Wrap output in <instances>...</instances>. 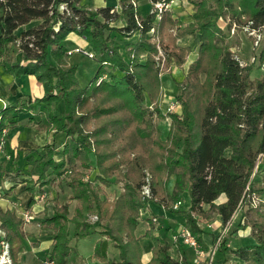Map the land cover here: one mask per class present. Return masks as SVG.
<instances>
[{
    "label": "trees",
    "instance_id": "trees-1",
    "mask_svg": "<svg viewBox=\"0 0 264 264\" xmlns=\"http://www.w3.org/2000/svg\"><path fill=\"white\" fill-rule=\"evenodd\" d=\"M80 1L0 0V73L32 76L44 90L31 105L0 106V129L7 127L10 139L18 115L31 111L34 129L47 134L43 146L22 157L17 151L9 165L16 166L15 174L25 169L30 176L25 182L41 192L61 182L75 202L69 215L68 205L55 200L51 215L39 221L43 239L50 241L42 264H85L70 241L90 234L107 238L117 250V259L108 261L97 241L92 257L101 264H192L182 246L171 255V245L153 234L151 217H145L144 233L136 235L140 211H149L150 204L181 213L201 247V220L217 216L224 226L246 207L235 230L248 227L253 244L233 248L222 241L218 251L224 264L229 258L239 262L232 264H264V200L258 201L264 197V36L257 65L241 66L217 23L220 18L251 22V28L262 30L264 0H186L191 13L183 23L169 9L158 20L155 13L141 15L135 0H118L119 12L114 5L89 9ZM71 32L87 41L98 64L84 87L63 44ZM185 35L199 36L189 64V49L177 44ZM157 45L166 63L180 69L186 64L174 83L179 114H163L158 107ZM256 67L262 73L251 78ZM165 118L169 123L162 134L159 122ZM58 133L64 134L61 150L54 140ZM6 163L0 159V177ZM146 172L150 199L140 196ZM112 184H119L120 192L108 200L102 188ZM184 195L186 208L173 209ZM34 204L31 197L25 209ZM23 225L14 210L0 208V242L8 245L12 264L25 250ZM142 238L151 241L146 263L140 260Z\"/></svg>",
    "mask_w": 264,
    "mask_h": 264
},
{
    "label": "crops",
    "instance_id": "crops-1",
    "mask_svg": "<svg viewBox=\"0 0 264 264\" xmlns=\"http://www.w3.org/2000/svg\"><path fill=\"white\" fill-rule=\"evenodd\" d=\"M177 2H179L180 5L178 4L177 6L176 4ZM150 3H151L150 0H135L134 4L136 5V8L137 10H139L140 14L144 15L150 10L151 7ZM80 4L84 5L89 9H97L107 5H114L116 11L117 12L120 11L118 0H81ZM169 8L172 9L174 13V17H177L178 20L182 23L186 21L188 15L191 13V7L189 4H187L186 0H173L172 5H170ZM115 24L120 25L121 22H116ZM186 36L189 35H185L184 37ZM196 36L198 37V40L197 43L195 44L194 41H192L193 38L189 39V42L187 40V42L185 43L182 42L184 37L177 41V44L179 46H185L189 49L191 53H195V57L199 42V36L198 35ZM190 43L194 44V46H190ZM63 44L68 50H73L74 48H82L85 51L90 52V48L87 41H85L84 38L76 35L73 32L69 33L66 36ZM69 62L75 66V75L81 87H84L88 84L89 80L93 77V75L95 74L98 68V64L93 59L88 60L85 57H82V55L80 56V54L74 52L71 53L69 57ZM190 62L191 60L187 61L186 64H189ZM26 87L27 89L28 88L30 89L29 92L31 94H29L28 91L24 92L26 91L25 90ZM43 92H44L43 86L38 84L32 76L24 75L18 78H11L8 75H4L0 73V106H2L4 101L8 103V106L14 104L17 101H21L25 105L27 104L31 105L32 100L34 98L41 97L43 95ZM31 116H33V113L31 111L20 113L18 115L19 118L18 122L15 124L14 128H12V130H10L9 132L11 138L10 139L8 138L7 150L9 147H11V149L13 150L12 146L15 147L17 146L16 150L15 149L13 151L11 150L12 155H16L18 151L20 157H22L29 150L36 149L37 147H41L46 142L47 134L44 132L36 131L34 129L33 123L29 120V117ZM54 140L59 147L58 150H61V146L64 141V134L62 133L56 134ZM60 158H61L60 154L55 155L56 160H59ZM17 161L19 163L21 159ZM15 167L16 166L13 167L11 166L10 167L11 169L7 170L9 172L7 173V177L8 176L14 177V181L16 182L14 183H10L8 181L5 182V186L7 187L3 189L4 191L3 190L0 191V197L2 193L7 194V197H5L3 200V202L7 204L4 206L1 205V207L3 209L6 208L9 209L11 208L10 203H12L19 208L25 209L28 204V201L30 200L31 197H33L35 199V204L32 206L30 210L25 211V213L30 214L32 217H38L40 213L44 214L45 210L43 209V206L40 204L39 198H43V196H45L44 193L45 187L41 188L43 189L41 193V191H38V185H33L29 182H25L30 179V176L28 175L27 171L25 169H22L18 174H15L14 173ZM20 168H23L22 164L20 165ZM55 184L57 187H59L58 182ZM29 187L32 188L31 191L26 190ZM5 191L6 193H4ZM150 215L155 216L156 217V218L154 217L155 220L157 219V223L155 224L153 234L156 237L167 241L171 245L170 248L171 255L175 256L176 255L175 245H173L171 242V235L175 233L180 227L184 226V220L182 214L181 213L171 214L166 212L163 208L159 206L150 204L149 211L145 210V215L144 217H142L144 223H147L145 221L146 220L145 217ZM207 225H211L210 228H207ZM221 227L222 226L219 222V217L217 216H215L209 223L202 226L203 234L201 236V240H202V247L204 249L205 248L209 249L211 247V245L214 242V238L220 231ZM243 230L245 231V233L243 235H239L240 237L237 238L238 242L236 244V247L237 245L244 246V245L252 244V239L248 236L249 228L247 227ZM136 235H140V234L136 233ZM246 240H249V244L243 243ZM49 244L50 241H48V244L46 245L45 248H47ZM140 245H141V241H140ZM182 249L184 250L187 259L191 262L192 251L184 246H182ZM141 250H142V254L140 260L142 263H146L149 261L151 257V252H150L151 245L149 244L147 249L141 245ZM223 258H224L223 254L220 253L218 250H215L212 259V264H224L222 263ZM232 263H239V262L235 258H231L228 260L227 264H232ZM240 264H244V263H240Z\"/></svg>",
    "mask_w": 264,
    "mask_h": 264
},
{
    "label": "rangeland",
    "instance_id": "rangeland-1",
    "mask_svg": "<svg viewBox=\"0 0 264 264\" xmlns=\"http://www.w3.org/2000/svg\"><path fill=\"white\" fill-rule=\"evenodd\" d=\"M135 3V2H134ZM154 3H150V10L149 12L152 13L154 12ZM177 6L178 4L180 5L179 2L176 3ZM189 4V3H187ZM135 5V4H133ZM172 5V3L170 4ZM165 7L162 9H169L173 16L174 13L172 11V7ZM190 5V4H189ZM136 6V5H135ZM191 7V6H190ZM161 11V12H162ZM160 12V13H161ZM177 18V17H174ZM156 19H159L156 17ZM178 19V18H177ZM218 25L220 29L225 33L226 35V45L233 51L234 55L237 56L239 60H241L242 63H244L246 66L254 65L256 66V61L253 60L255 59L257 53H258V46H254L253 44V38L250 36L245 30H244V22L240 24L236 23H229V19H219L218 20ZM116 25V24H115ZM174 29L176 27L169 28V32L173 33ZM264 36V29H262V37ZM194 41V44L197 43L198 37L197 36H186L183 38L182 42L185 43L189 42V39H192ZM130 40V39H126ZM178 41V40H177ZM194 44L190 43V46H194ZM78 54V53H77ZM81 56V54H80ZM85 57V56H82ZM195 53H191L189 51V55L187 57V61L189 60H194ZM86 59L90 60L89 58L85 57ZM155 59L159 61V75L161 79V86H160V97L158 101V107H160L161 111L163 114L167 112H176L179 114L180 112V106L174 102V83L179 80L182 77V71L185 69V65L180 69L174 67L173 63H166L165 61V54L163 50L157 45V54L155 55ZM262 73V70L259 68H255L252 73H251V78L257 77ZM99 82L97 81L96 84ZM26 91L29 94H31L29 91L30 89L27 87L25 88ZM8 105L7 102L4 101ZM3 105V104H2ZM170 106H173L174 109H170ZM168 123L169 120L167 118L161 120L159 122V127L161 129V133L164 134L168 128ZM15 148V147H14ZM14 150V149H13ZM12 150V151H13ZM12 155V153H11ZM10 160L6 161V167L8 169H11V165H9L11 162ZM13 163V160H12ZM14 164H12L13 167ZM86 172V177H91L92 172L91 171H85ZM8 171L3 172V174L0 177V191L5 189L7 186H5V182L8 181L10 183H14V177L8 176L7 177ZM13 174V172H12ZM11 180V181H9ZM44 193L45 196L43 198H39L40 204L43 206L44 214H41L38 217H32V219L29 222L24 221V225L22 228V231L24 233V244L25 250L22 253H19L17 256V264H42V261L45 258L46 255V250L47 248L46 245L48 244V241L43 239L44 238V232H42L39 229V221L45 218L46 216L51 215L52 213V206L54 204V201L57 200L59 203H64L68 205L69 209V215L72 214L73 208L75 206L74 200H70V190L65 187L61 182L59 184V187L56 186V184L50 186H44ZM59 188V189H57ZM103 193L102 197H106L108 200H111L112 197L120 192V187L119 184H112L111 186H104L103 188ZM4 191V190H3ZM6 193V191L4 192ZM40 193V192H39ZM42 193V192H41ZM3 194V193H2ZM1 194L0 197V208L1 205L4 206L6 205L3 200L5 197H7V194ZM38 194V193H37ZM39 196V195H37ZM55 197V198H54ZM222 199V198H219ZM264 197H260L258 201H263ZM182 207L186 208L188 205V197L187 195H184L182 198ZM255 204H257V200L255 201ZM13 205V206H12ZM11 208L10 210H14L15 213L18 216H21L23 218V213L27 211L26 209H22L19 207H16L14 204L10 203ZM3 209V208H2ZM7 209V208H6ZM246 207L242 211H238L237 213L234 214V217L231 220V224L228 226L226 233L222 236L221 241L219 245L221 244L222 241L226 242V245H229V247H236L237 244V238L240 237L239 235H243L245 233L244 230H235L236 223L238 221V218L240 217L241 213L245 211ZM5 210V209H4ZM149 217L154 218L155 216L150 215ZM156 218V217H155ZM24 219V218H23ZM213 219V218H212ZM211 219V220H212ZM96 217L95 216H90V221H95ZM211 220H201V225L209 223ZM146 221V220H145ZM155 224L157 223V219L153 221ZM147 224V225H146ZM148 228V223H144L142 216H140L139 219V224L137 226L136 233L142 235V233ZM247 228V227H246ZM243 232V233H242ZM3 236V231L0 230V237ZM98 241V251L100 255H105L108 261L116 260L117 259V250L112 246L110 241L107 238L101 237L97 234H90L87 237L81 238L78 241H75V239H71L70 245L74 246L76 251L85 259V264H101L100 261H98L96 258L92 257L93 250H94V245ZM46 242V243H45ZM36 243H38L37 247H33ZM231 243V244H230ZM243 243L249 244V240L244 241ZM151 245V241L149 238H142L141 240V245L147 249L148 245ZM253 244V240H252ZM218 245V247H219ZM238 246V245H237ZM217 247V250H218ZM116 253V254H115ZM230 259V258H229ZM0 264H12V261L9 257L8 253V245L4 242H0Z\"/></svg>",
    "mask_w": 264,
    "mask_h": 264
},
{
    "label": "built area",
    "instance_id": "built-area-1",
    "mask_svg": "<svg viewBox=\"0 0 264 264\" xmlns=\"http://www.w3.org/2000/svg\"><path fill=\"white\" fill-rule=\"evenodd\" d=\"M173 0L171 1H165V0H159L153 4L154 7V12L158 17L160 12L162 11L163 8L168 7ZM251 22H247L244 25V30L253 38V44L254 46H258L261 39H262V30L260 29H253L251 28ZM230 51L233 53V51L230 49ZM78 53L81 54L82 56H85L89 59H92V53L89 51H85L82 48H74L73 50H70L71 53ZM234 55V53H233ZM235 59L239 61V64L241 66H246L244 63L241 62L237 58L236 55H234ZM255 60V59H253ZM100 82V79L98 80ZM7 104L3 103V107H5ZM174 109L173 106H170V109ZM0 121H1V116H0ZM7 133H8V128L7 127H2L0 129V159H3L4 161H8L11 158L10 152L7 150L8 146V138H7ZM140 196L142 199H150L151 197V191H150V185H149V175L146 172L144 177H143V184L140 189ZM182 203L180 201H177L173 204V209H178ZM17 207V206H16ZM145 215V210L140 211V216ZM23 218L24 221L29 222L32 219V216L27 213H23ZM152 221H155V218H152ZM230 221L226 223V225L222 226L220 228V231L214 238V242L211 245L209 249H204L203 247L200 246L198 243L196 237L192 234V232L187 229L186 227L182 226L180 227L175 233L171 235V242L173 245H179V246H184L187 247L192 251V257H191V263L192 264H212V259L214 255V251L217 250V247L221 241L222 236L226 233L228 226L230 225ZM211 225H207V228H210Z\"/></svg>",
    "mask_w": 264,
    "mask_h": 264
}]
</instances>
